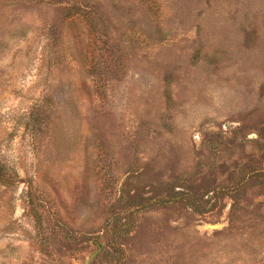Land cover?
Segmentation results:
<instances>
[{
  "label": "rangeland",
  "instance_id": "rangeland-1",
  "mask_svg": "<svg viewBox=\"0 0 264 264\" xmlns=\"http://www.w3.org/2000/svg\"><path fill=\"white\" fill-rule=\"evenodd\" d=\"M0 167V264H264V0H0Z\"/></svg>",
  "mask_w": 264,
  "mask_h": 264
},
{
  "label": "trees",
  "instance_id": "trees-1",
  "mask_svg": "<svg viewBox=\"0 0 264 264\" xmlns=\"http://www.w3.org/2000/svg\"><path fill=\"white\" fill-rule=\"evenodd\" d=\"M5 1V0H3ZM16 1V0H13ZM76 10L80 11V8H77ZM81 12V11H80ZM83 13V11H82ZM84 16L86 17V22L93 21V17L91 15V12H87V13H83ZM254 174L256 175V177H259L261 175L264 174V172L260 171V173L257 171H254ZM11 178L9 175H7L5 173V171L0 167V183L1 184H9L11 181ZM176 188H173V192L171 195L168 194L167 197H162V202L164 203H185V201L189 200L192 202V199L189 197V195L184 191H180V190H175ZM194 203V202H193ZM195 207V210H199L197 206H195V203L193 205ZM124 222L121 220V217L119 214L117 215H112L108 218L107 222L105 223V227H104V237L106 238V241H108L107 243L109 244V246L111 247V241L109 238V234H111L112 238H116V236H123V233L121 231H123V229L121 230V228H123ZM118 249V247H117ZM119 252V250H118Z\"/></svg>",
  "mask_w": 264,
  "mask_h": 264
},
{
  "label": "water",
  "instance_id": "water-1",
  "mask_svg": "<svg viewBox=\"0 0 264 264\" xmlns=\"http://www.w3.org/2000/svg\"><path fill=\"white\" fill-rule=\"evenodd\" d=\"M209 227V229H217V228H219L220 227V225H209L208 226ZM93 256V255H92ZM92 256L91 257H89L83 264H88L89 263V261L91 260V258H92Z\"/></svg>",
  "mask_w": 264,
  "mask_h": 264
}]
</instances>
